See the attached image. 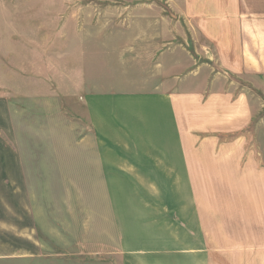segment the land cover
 <instances>
[{
  "label": "rangeland",
  "instance_id": "obj_1",
  "mask_svg": "<svg viewBox=\"0 0 264 264\" xmlns=\"http://www.w3.org/2000/svg\"><path fill=\"white\" fill-rule=\"evenodd\" d=\"M152 1L0 0V264H137L144 252H178L196 236L186 178L159 175L139 154L135 163L148 176L102 170L82 99L72 95L82 84L127 83L119 71L133 67L127 55L101 58L107 51L98 50L93 62L103 63L91 74L86 54L122 36L129 14L142 20L130 6L143 11ZM238 11L243 31L233 44L240 57L231 64H239L216 67L228 78L222 93L231 96L215 104L230 107L246 95L248 122L210 132L223 142L241 131L255 165L240 168L264 169V0H239ZM81 66L85 80L78 79Z\"/></svg>",
  "mask_w": 264,
  "mask_h": 264
},
{
  "label": "crops",
  "instance_id": "obj_2",
  "mask_svg": "<svg viewBox=\"0 0 264 264\" xmlns=\"http://www.w3.org/2000/svg\"><path fill=\"white\" fill-rule=\"evenodd\" d=\"M141 6L128 8L144 19L136 23L129 14V28L121 30L128 35L127 48L121 50L125 36L116 32L106 46L103 42L86 54L91 74L103 63L93 62L98 50L107 51L101 58L127 55L133 67L119 69L128 74L127 83L82 84L72 93L82 99L102 170L118 167L128 176H148L135 163L139 154L138 161H150L159 175L186 178L196 236L183 241L178 252H144L137 264H264V169L240 168L255 165L241 131L223 142L210 132L241 129L248 122L246 95L239 96L238 105L220 109L215 104L231 96L222 93L228 78L216 67L239 64H231L233 56L240 57L233 44L234 34L243 31L239 0H154L137 11ZM83 66L80 80L87 74ZM207 94L211 98L202 106ZM191 118L202 120L185 126ZM118 147L127 155L117 156ZM8 154L1 152V159L8 161Z\"/></svg>",
  "mask_w": 264,
  "mask_h": 264
}]
</instances>
